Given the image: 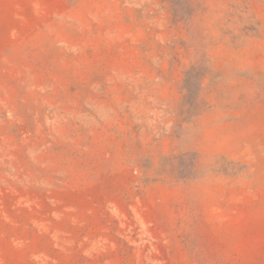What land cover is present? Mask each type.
Listing matches in <instances>:
<instances>
[{
  "label": "rangeland",
  "instance_id": "obj_1",
  "mask_svg": "<svg viewBox=\"0 0 264 264\" xmlns=\"http://www.w3.org/2000/svg\"><path fill=\"white\" fill-rule=\"evenodd\" d=\"M0 264H264V0H0Z\"/></svg>",
  "mask_w": 264,
  "mask_h": 264
}]
</instances>
